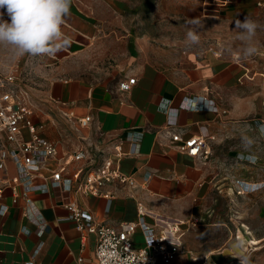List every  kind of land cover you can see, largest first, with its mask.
I'll return each mask as SVG.
<instances>
[{
    "label": "crops",
    "instance_id": "1",
    "mask_svg": "<svg viewBox=\"0 0 264 264\" xmlns=\"http://www.w3.org/2000/svg\"><path fill=\"white\" fill-rule=\"evenodd\" d=\"M236 3L258 6L256 0H237L229 6ZM95 29L96 22L72 0L70 14L62 25L68 46L53 56H34L43 65L42 74L34 77L41 88L28 83L21 87L28 94L35 123L42 126L41 134L56 142L59 156L70 155L71 160L73 153L87 152V158L66 165L64 176L72 177L79 169L84 175L88 168H97L110 158L135 179L136 185L107 184L104 191L113 194L110 199L85 195L76 187L69 191L51 187L47 193L28 194L20 188L16 197L12 188L5 186L0 195V264L27 260L78 264L80 257L82 264H99L96 235L88 234L83 244L75 222L64 219L69 215L65 204L70 199L90 210L95 223L114 227L136 221L141 204L148 211L147 222L159 230L162 220L186 225L201 216L208 201L223 198L232 202L234 215L247 216L242 220L245 227L235 230L237 239L209 250L193 251L185 245L190 255L180 259L186 264L205 260L226 264L237 255L234 244L242 241L251 264H264V188L242 193L237 184L238 180L264 181V133L258 126L264 123L263 108L248 92L249 71L239 59L240 53L194 47L156 51L154 55L143 46L119 71L94 80L79 73L77 64L91 49ZM130 77L136 78L135 83L129 90H121L120 81ZM201 94L213 98L219 111L180 109L176 125H169L162 102L170 101V106L177 108L184 97ZM87 115L92 117L91 122L81 126L79 119ZM251 116L255 117L253 123ZM175 133H180L183 140L193 135L205 137L211 154L204 158L182 151L172 139ZM244 136L254 140L250 149L243 146ZM134 142L139 143L138 153L132 152ZM118 148L122 154L116 158ZM51 166L57 167V163L52 161ZM16 173L15 164L9 160L8 170L1 171V180ZM247 199L257 202L241 206L239 201ZM31 209L39 211L44 219L41 236L39 227L27 216ZM133 241L136 247L144 245L140 230ZM191 254L201 260L193 262Z\"/></svg>",
    "mask_w": 264,
    "mask_h": 264
},
{
    "label": "built area",
    "instance_id": "2",
    "mask_svg": "<svg viewBox=\"0 0 264 264\" xmlns=\"http://www.w3.org/2000/svg\"><path fill=\"white\" fill-rule=\"evenodd\" d=\"M237 0H202L205 12H219L220 9L229 6ZM257 5L264 10V0H256ZM212 47V46H210ZM219 55L220 53H216ZM136 78L130 77L128 80L120 81L121 90H129L135 83ZM211 90L210 88L207 89ZM28 94L17 81L13 73L0 76V128L4 136V144L0 150V171L8 170V161L11 160L17 169V173L1 180L0 195L5 186L13 190V194L18 197L20 188L22 192L28 194L33 191L47 193L51 187H60L65 191L76 187V190L85 195L104 196L108 199L113 197L112 193L105 192L104 187L110 183L135 186V179L124 174L114 159L108 158L97 168H88L83 175V169H79L72 177L64 176L66 165L71 161H80L87 158L85 150H79L70 155L59 156L56 142L50 140L40 132L41 125L35 123L34 110L27 101ZM205 97L212 101V111L218 112L219 107L213 98L206 94L184 97L193 99ZM182 100V101H183ZM182 103V102H181ZM181 103L178 110L181 108ZM200 110H210L203 104ZM92 120L90 115L79 119L81 126H87ZM177 121L169 122V125H176ZM264 133V123L258 124ZM172 139L179 148L192 156L207 158L211 154V148L205 137L193 135L183 140L180 133L172 135ZM211 139L216 140L215 136ZM139 143L134 142L133 153L139 152ZM121 150L116 151V158L121 156ZM55 161L57 167H52L51 162ZM47 171V172H45ZM150 178V175L147 179ZM238 188L242 193L254 192L264 188V181L248 183L238 180ZM66 207L69 215L64 219L75 222L76 227L81 231V241L85 244L88 234H95L97 237L96 257L99 264H186L181 260V256L190 255V251L185 248L183 236L185 230L182 223L176 221L171 225L166 221L161 222L162 226L158 230L156 226L147 222L148 211L143 205L138 206V219L136 221L122 222L119 227H114L105 223H95L90 210L82 207L76 200H68ZM30 221L39 227L38 235H43L45 222L39 211L31 209L27 211ZM140 230L144 237V245L136 247L133 241L134 234ZM29 232V230H26ZM193 262L201 259L192 256ZM83 259H78V264H82ZM11 264H37L34 260H27L20 263ZM199 264H211L206 260ZM226 264H240L237 258L230 260Z\"/></svg>",
    "mask_w": 264,
    "mask_h": 264
},
{
    "label": "rangeland",
    "instance_id": "3",
    "mask_svg": "<svg viewBox=\"0 0 264 264\" xmlns=\"http://www.w3.org/2000/svg\"><path fill=\"white\" fill-rule=\"evenodd\" d=\"M76 1L81 11L96 22L91 49L77 64L79 73L94 80L104 79L114 71H119L123 63L132 60L143 46L151 49L154 55L157 54L156 51H181L210 46L238 53L240 42L236 39L235 21L243 20L245 16L256 20L261 26L256 36L258 52L243 61L249 71L248 92L256 97L263 108L261 116L264 117V10L259 6L236 3L220 12H205L201 0ZM193 20L200 22L199 42L189 46L186 43V33L192 27ZM42 67L34 56L12 58L8 48L0 47V76L13 73L22 86L23 83H28L32 87L41 88L34 77L42 74ZM250 118H253L251 123L255 122V117ZM4 142L0 128V150ZM239 202L243 206L257 200ZM246 217L244 214L234 215L232 202L225 198L208 201L201 210V216L182 225L186 233L183 243L193 251L209 250L216 244L230 243L237 239L236 231L245 227L242 220Z\"/></svg>",
    "mask_w": 264,
    "mask_h": 264
},
{
    "label": "clouds",
    "instance_id": "4",
    "mask_svg": "<svg viewBox=\"0 0 264 264\" xmlns=\"http://www.w3.org/2000/svg\"><path fill=\"white\" fill-rule=\"evenodd\" d=\"M72 0H0V47L9 49L12 58L25 55L53 56L68 46L69 40L62 32L65 17L70 14ZM5 16L7 19H5ZM192 27L186 33V43L191 46L199 42L198 28L200 22L193 20ZM261 26L256 20L245 16L235 21L236 39L240 42L238 49L242 60L255 56L258 52L256 36ZM212 109V101L205 97L185 99L181 108L185 111H198L199 106ZM170 101L162 102L161 109L169 122L179 118L177 108L171 107ZM245 149H250L254 140L248 136L242 138ZM242 241L234 244L236 257L240 264H251Z\"/></svg>",
    "mask_w": 264,
    "mask_h": 264
}]
</instances>
